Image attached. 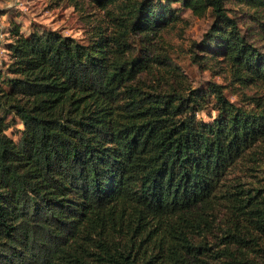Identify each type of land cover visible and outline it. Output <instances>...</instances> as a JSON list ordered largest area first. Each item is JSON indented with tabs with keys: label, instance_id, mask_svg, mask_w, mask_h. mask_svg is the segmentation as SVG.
<instances>
[{
	"label": "trees",
	"instance_id": "16d2710c",
	"mask_svg": "<svg viewBox=\"0 0 264 264\" xmlns=\"http://www.w3.org/2000/svg\"><path fill=\"white\" fill-rule=\"evenodd\" d=\"M86 1V40L4 26L0 264H264V94L193 86L159 33L211 14L198 44L264 87V0Z\"/></svg>",
	"mask_w": 264,
	"mask_h": 264
},
{
	"label": "rangeland",
	"instance_id": "374dc122",
	"mask_svg": "<svg viewBox=\"0 0 264 264\" xmlns=\"http://www.w3.org/2000/svg\"><path fill=\"white\" fill-rule=\"evenodd\" d=\"M22 1L23 4L18 6V0H0V20L5 27H9L10 22L17 21L21 23L25 33L34 29L49 28L60 30L64 34L80 40H86L91 25L101 19V12L86 0ZM212 20L211 14L199 18L190 12H183L179 19L163 25L159 33L169 43L168 55L170 59L168 63L179 66L193 86H206L210 79L225 84L226 91L233 101L241 99L240 94L244 92L248 95H263L264 87H244L233 80L227 63L222 60L223 58L219 54L214 53L217 50L214 43L207 50L198 44ZM141 38V36L133 38V44H138ZM197 55L200 56V66L195 62ZM9 58L7 50L4 48V41H2L0 44V71L2 74L7 73L5 62ZM213 107L212 102L205 111L199 113V118L212 119L217 113ZM22 128L23 125L18 121L7 132L10 136L18 139Z\"/></svg>",
	"mask_w": 264,
	"mask_h": 264
},
{
	"label": "built area",
	"instance_id": "2783aa9c",
	"mask_svg": "<svg viewBox=\"0 0 264 264\" xmlns=\"http://www.w3.org/2000/svg\"><path fill=\"white\" fill-rule=\"evenodd\" d=\"M18 6H21L23 4V1L22 0H18ZM5 36H6V33L4 31V25L2 23V21L0 20V44L2 43V41L5 40Z\"/></svg>",
	"mask_w": 264,
	"mask_h": 264
}]
</instances>
